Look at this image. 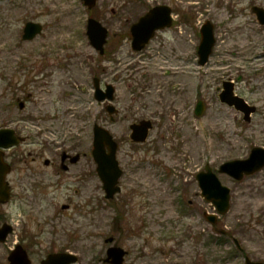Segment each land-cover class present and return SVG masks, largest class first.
<instances>
[{
    "label": "rangeland",
    "instance_id": "1",
    "mask_svg": "<svg viewBox=\"0 0 264 264\" xmlns=\"http://www.w3.org/2000/svg\"><path fill=\"white\" fill-rule=\"evenodd\" d=\"M254 1L97 0L88 10L82 0H0V126L22 136L43 132L55 148L78 139L86 150L97 123L118 141L123 171L112 200L104 198L98 177H88L86 187L47 186V180L42 188L16 189L25 198L14 195L0 205V225H13L0 243V264H9L16 243L34 264L64 251L77 264H107L111 244L126 250L124 264H245V257L264 263V167L241 180L218 172L220 164L264 148V26L254 21ZM158 2L171 6L185 29L177 36L158 33L139 52L118 42L122 23ZM88 17L109 30L104 56L87 38ZM205 20L213 22L216 42L200 66L196 49ZM28 21L40 23L42 32L21 40ZM93 77L116 89L114 122L104 110L107 101L94 99ZM228 80L256 108L250 122L220 101ZM199 100L205 107L197 117ZM143 116L152 117L153 127L144 143H132L129 125ZM20 164L8 179L24 174ZM206 164L230 190L229 209L214 225L204 213L216 210L195 178Z\"/></svg>",
    "mask_w": 264,
    "mask_h": 264
},
{
    "label": "water",
    "instance_id": "2",
    "mask_svg": "<svg viewBox=\"0 0 264 264\" xmlns=\"http://www.w3.org/2000/svg\"><path fill=\"white\" fill-rule=\"evenodd\" d=\"M84 4L91 8L96 0H83ZM170 10L165 6H157L151 9L147 14L140 17L138 22L132 25L131 33L133 36L132 48L134 50L142 49L145 44L153 37L156 29L168 26ZM264 22V20H262ZM41 25L35 22H27L23 28L22 40H32L41 32ZM87 35L90 43L99 52H103V45L107 36V30L98 21L89 18L87 21ZM213 26L210 22H206L201 28V41L198 46L199 64L206 63L214 45ZM95 98L97 101L105 99L112 101L114 99V88L107 85L105 91L99 87V81L94 79ZM224 90L220 93V100L229 106L243 112L244 120L250 121V114L255 108L249 106L242 98L233 93V83H224ZM107 112L112 115L116 112L113 105L106 106ZM204 110L201 101L196 104L195 115L200 116ZM113 119V117H111ZM151 124L149 121H141L138 124L131 125V138L133 141L142 142L146 139L148 129ZM93 150L92 153L98 164V175L103 183L106 198H111L120 188L117 185L121 170L115 159L116 143L114 142L108 130L97 124L93 127ZM20 142V138L15 136L12 130H0V147H9ZM264 167V148L253 147L250 154L245 159H236L227 161L220 165L219 172L227 173L237 180L243 178L244 175L252 174ZM9 171V165L3 161V152L0 150V204L6 203L9 199V186L5 181V175ZM197 180L201 188L202 195L207 201H210L220 214L227 212L229 208V189L223 186L209 165L205 166V170L199 172ZM207 220L211 224H215L217 217L215 215H206ZM12 231V227L4 223L0 226V242H4L8 234ZM110 238L108 241H111ZM125 251L117 245L111 246L107 250L106 262L111 264H123ZM9 264H32L26 251L17 245L8 256ZM77 261V257L71 253H52L39 264H71ZM246 264L251 263L247 260Z\"/></svg>",
    "mask_w": 264,
    "mask_h": 264
},
{
    "label": "flooded vegetation",
    "instance_id": "3",
    "mask_svg": "<svg viewBox=\"0 0 264 264\" xmlns=\"http://www.w3.org/2000/svg\"><path fill=\"white\" fill-rule=\"evenodd\" d=\"M160 4L162 3L158 2L154 4V6L160 5ZM166 6L169 7L172 20L169 23L170 25L168 27H164L162 29L157 30L155 32L153 39L158 35V33L171 32L172 36L173 35L177 36L183 29H185L181 26V23H179L178 25L176 20L174 19L175 14H174L173 8L169 5H166ZM150 7L151 6H148L141 15L145 14L147 10L150 9ZM250 10L255 18L254 21L264 26V22H262V20H264V0H259V1L255 0L253 4H250ZM115 11H116L115 9L111 8V12L113 14H115ZM137 19L138 17L132 21H129L127 19L124 21V23H122L123 25L121 26V31L116 33V35L118 36V42H122L123 40H125L126 42L131 43V25L135 21H137ZM211 23H212L213 30H214L215 26L213 22ZM107 43L108 42H106L104 45V50H105L104 54L100 56H104L107 54ZM196 55H197V50H196ZM228 81H232V80H228ZM224 82L225 81H223V83ZM99 84L101 87L100 79H99ZM107 84L109 83H104L103 87L101 88H104ZM18 106L19 108H23L24 101H20ZM117 111L119 113L118 109ZM115 118L113 120H110L109 118V120L111 122H114ZM144 119L150 120L151 122L150 130H151L153 127V119L151 116L150 117L143 116L141 118H138L137 120H134L133 122L130 123L129 129H131L130 127L132 124H136ZM5 128L6 127L0 126V130H3ZM12 131L15 136L20 138V142L17 145H13L12 147L5 149L4 154H3L5 162L9 164V171L6 175V179L9 185L10 199L14 195L19 200H22L23 198H25L24 196L25 192L23 194L21 192L23 191V187L25 185H30L32 187L35 184L34 185L35 187L40 186L42 188V186L46 184V181L49 180L47 183V186L53 185V186L63 187L65 185V182L69 181L70 184L76 185L78 187H81V186L86 187V185L88 184V177L90 178V181L92 177L95 179L98 177V171H97L98 164L92 153L93 138H94L93 133H92V137L89 143V147L86 150H81L79 148L80 143H78V139L67 140V142L62 141L55 148L53 145H50L48 142H45L43 140V136H44L43 132L38 133V134L31 133V135L27 134V135L22 136L20 135L18 131H16L13 128H12ZM129 136H130V132H129ZM115 142L117 143V151H118L119 143L116 139H115ZM22 143H27L31 147L27 150H23L20 153H17L16 148L20 146ZM117 151H116V158H117ZM117 161L120 166L118 158H117ZM17 163H21L20 169L21 170L24 169V174L18 175L15 178V180L8 179V176L15 172L16 170L15 165ZM16 189H21V191L19 192ZM77 193H78V190L76 188L75 194ZM116 195L117 194L113 195V197L109 199H107L104 195V198L106 200H112ZM62 205L66 206L64 208L61 207L62 209L68 210L70 208L69 204H62ZM82 215L84 214L82 213ZM246 259L247 257H245L244 260L247 261ZM258 263L262 264L263 262H258Z\"/></svg>",
    "mask_w": 264,
    "mask_h": 264
},
{
    "label": "bare ground",
    "instance_id": "4",
    "mask_svg": "<svg viewBox=\"0 0 264 264\" xmlns=\"http://www.w3.org/2000/svg\"><path fill=\"white\" fill-rule=\"evenodd\" d=\"M58 3L60 2V0H56ZM67 108H69V107H67Z\"/></svg>",
    "mask_w": 264,
    "mask_h": 264
}]
</instances>
